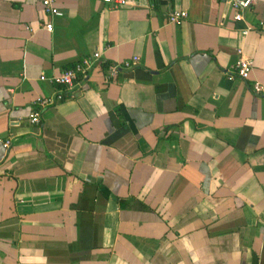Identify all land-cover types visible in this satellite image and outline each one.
Wrapping results in <instances>:
<instances>
[{
	"label": "crops",
	"instance_id": "1",
	"mask_svg": "<svg viewBox=\"0 0 264 264\" xmlns=\"http://www.w3.org/2000/svg\"><path fill=\"white\" fill-rule=\"evenodd\" d=\"M56 4L0 0V264H264V0L242 21L225 0Z\"/></svg>",
	"mask_w": 264,
	"mask_h": 264
},
{
	"label": "built area",
	"instance_id": "2",
	"mask_svg": "<svg viewBox=\"0 0 264 264\" xmlns=\"http://www.w3.org/2000/svg\"><path fill=\"white\" fill-rule=\"evenodd\" d=\"M106 4L118 7L125 5L127 0H103ZM228 1L235 11L234 19L236 21H242L244 19V13L251 9L254 5L262 0H225ZM44 11L50 17H61L63 12L56 4V0H42ZM188 17V13L183 10H173L168 15V22L174 25H181ZM48 31H52L53 24L46 25ZM249 33V29L243 31L244 35ZM101 54L96 52L94 55L84 58L82 61L76 63L74 66L65 69L59 75H55L50 78V82L60 88L56 95L47 98H39L35 101L37 109L30 115V120L33 124H38L41 121L42 108L53 106L56 103L62 102L66 99H74L76 97L75 89L78 86L81 77L88 75L89 71L93 68L95 63L100 59ZM139 63V57L135 56L132 60H127L121 64H111L108 67L109 76L112 78L117 77L123 69H132ZM255 66V61L247 57L243 50H239V57L235 63L234 71L229 75V79L233 80L239 78L241 80H249ZM42 80H46V77H42ZM254 92L258 95L264 93V86L256 81L253 84ZM9 143L4 144V148H8Z\"/></svg>",
	"mask_w": 264,
	"mask_h": 264
}]
</instances>
